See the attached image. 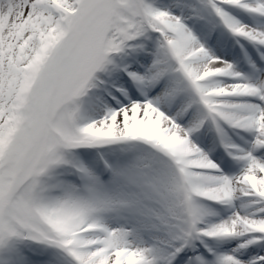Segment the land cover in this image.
Masks as SVG:
<instances>
[{
	"label": "snow or ice",
	"instance_id": "snow-or-ice-1",
	"mask_svg": "<svg viewBox=\"0 0 264 264\" xmlns=\"http://www.w3.org/2000/svg\"><path fill=\"white\" fill-rule=\"evenodd\" d=\"M0 264H264V0H0Z\"/></svg>",
	"mask_w": 264,
	"mask_h": 264
}]
</instances>
